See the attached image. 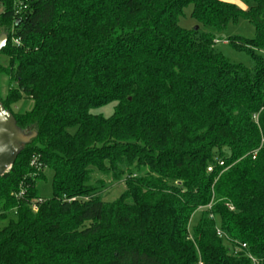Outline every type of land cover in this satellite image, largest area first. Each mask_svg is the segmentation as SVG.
I'll list each match as a JSON object with an SVG mask.
<instances>
[{
    "label": "trees",
    "instance_id": "obj_1",
    "mask_svg": "<svg viewBox=\"0 0 264 264\" xmlns=\"http://www.w3.org/2000/svg\"><path fill=\"white\" fill-rule=\"evenodd\" d=\"M239 1L0 0V100L37 134L0 178V264H264V0ZM240 20L252 69L215 51Z\"/></svg>",
    "mask_w": 264,
    "mask_h": 264
},
{
    "label": "rangeland",
    "instance_id": "obj_2",
    "mask_svg": "<svg viewBox=\"0 0 264 264\" xmlns=\"http://www.w3.org/2000/svg\"><path fill=\"white\" fill-rule=\"evenodd\" d=\"M233 2L237 3V0H233ZM238 2H240L238 0ZM241 3V2H240ZM242 4V3H241ZM193 6H189L184 10L183 16L180 18L179 24L182 28L186 30H197L199 25L192 17ZM200 29V28H199ZM201 30L203 28L201 27ZM232 36H242L248 39L255 38V28L248 23L246 20H240L237 24H230L227 29L220 35L221 40L215 44V51L222 54L228 60L235 64H243L248 68H254L255 63L252 56L246 52L237 51L232 48L226 40ZM7 79L5 77L1 78V93L3 97L6 96L8 84L6 83ZM116 103L111 102L102 107L96 108L92 110L93 114L102 115L106 118H109L113 115ZM32 107V103L29 100L20 101L16 108L17 109H30ZM74 132V129L71 130ZM229 154V152H227ZM45 180H41L38 182L37 189L39 191V195L44 199H50L53 196V187H52V176L53 173L51 170L46 169L44 171ZM103 182V185L101 182ZM97 182L98 187L101 186V198L105 202H112L116 200L125 190L126 186L123 181L115 182L111 176H106L101 174L98 170H94L92 174V184ZM202 212L196 211L190 221L189 230L192 232L194 227L198 224L201 219Z\"/></svg>",
    "mask_w": 264,
    "mask_h": 264
},
{
    "label": "water",
    "instance_id": "obj_3",
    "mask_svg": "<svg viewBox=\"0 0 264 264\" xmlns=\"http://www.w3.org/2000/svg\"><path fill=\"white\" fill-rule=\"evenodd\" d=\"M8 37L0 36V52L6 47ZM36 132H25L19 128L15 116L0 100V178L13 167L18 157L35 137Z\"/></svg>",
    "mask_w": 264,
    "mask_h": 264
},
{
    "label": "built area",
    "instance_id": "obj_4",
    "mask_svg": "<svg viewBox=\"0 0 264 264\" xmlns=\"http://www.w3.org/2000/svg\"><path fill=\"white\" fill-rule=\"evenodd\" d=\"M28 1H29V0H16V3H17V7H18V9L21 10L22 8H25V7H26V6H25V2H28ZM15 43H16V44H19V41L16 40ZM31 165H32V166H37V159H36L35 157H33L32 161H31ZM219 165H220V166H224V162H223V161H220V162H219ZM208 171H209V172H212V171H213V166H210V167L208 168ZM230 209L233 210L232 207H230ZM217 234H218L219 237L228 240V236H227V235L224 233V231H223L221 228H219V227L217 228ZM242 249H246V245H245V244L242 245ZM250 258H251L253 264H257L256 260H255L254 258H252V256H250ZM199 264H203V263H202V262H199Z\"/></svg>",
    "mask_w": 264,
    "mask_h": 264
}]
</instances>
